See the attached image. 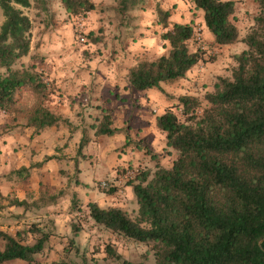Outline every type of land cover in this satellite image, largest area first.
<instances>
[{
	"label": "trees",
	"instance_id": "16d2710c",
	"mask_svg": "<svg viewBox=\"0 0 264 264\" xmlns=\"http://www.w3.org/2000/svg\"><path fill=\"white\" fill-rule=\"evenodd\" d=\"M114 1L122 17L146 3ZM254 1L258 12L240 38L234 0H192L203 12L215 44L241 41L245 47L233 54L231 74L219 75L202 98L180 95L157 115L156 126L176 155L169 166L156 161L153 170L135 169L127 180L137 204L135 216L118 206L87 203L86 221L147 245L153 264H264V0ZM53 2L70 17H83L96 9L94 0H0V113L15 121L22 119L36 134L69 123L50 106L56 89L48 72L25 61L32 45L33 20L24 9L33 8L50 21L56 13ZM170 17L169 9L156 4L154 22L163 29L161 38L168 50L128 68L126 88L130 92L163 91L162 82L185 77L203 60L202 52L189 46L194 26ZM87 36L95 39L91 33ZM90 117L86 128L96 138L124 131L125 146L133 143L129 133L113 126L106 107ZM89 138L87 134L81 137L78 153ZM146 152L156 158L150 150ZM54 158L46 155L42 164ZM99 186L108 195L120 189L111 181ZM11 203L28 206L18 198ZM71 213L80 215L74 195ZM72 230L77 235L80 228L76 225ZM50 235L36 222L15 232L0 230L4 242L0 264L15 259L33 262ZM103 252L113 260L121 259L110 243ZM139 264H147L146 253Z\"/></svg>",
	"mask_w": 264,
	"mask_h": 264
},
{
	"label": "rangeland",
	"instance_id": "374dc122",
	"mask_svg": "<svg viewBox=\"0 0 264 264\" xmlns=\"http://www.w3.org/2000/svg\"><path fill=\"white\" fill-rule=\"evenodd\" d=\"M234 1V21L241 38L258 8L254 0ZM94 2L96 9L83 17H70L53 2L51 7L56 13L50 21L33 8L24 9L33 20L32 45L25 61L48 72L56 89L50 106L69 123L36 134L24 126L22 119L15 121L0 113V158L5 163L3 166L0 160V188L8 190L0 192V230L15 232L36 222L51 234L46 248L33 262L15 259L3 264H139L145 253L147 264H153L147 245L86 221L87 203L118 206L135 216L137 204L127 180L135 169L153 170L156 161L169 166L176 155L156 126L157 115L180 95L202 98L213 89L219 75L231 74L233 54L245 47L241 41L215 44L204 24L203 12L194 7L192 0H146L144 6L123 17L117 15L114 0ZM156 4L170 10L172 21L194 26L195 36L189 46L192 51L200 50L203 60L185 77L162 82L163 91L130 92L126 88L128 68L168 50L161 38L163 29L154 22ZM2 21L0 9V24ZM101 107L109 109L113 126L129 133L132 144L125 146L124 131L96 138L86 128L92 121L90 116ZM84 134L90 138L78 153ZM2 141H9V150H3ZM46 155L57 158L42 164ZM106 181L118 185L119 191L103 193L99 184ZM73 195L80 203L77 216L71 213ZM15 198L26 200L27 208L13 205ZM76 225L80 230L74 235ZM107 243L114 246L121 259L106 256L103 248ZM3 244L0 239V248Z\"/></svg>",
	"mask_w": 264,
	"mask_h": 264
},
{
	"label": "crops",
	"instance_id": "0c3cea01",
	"mask_svg": "<svg viewBox=\"0 0 264 264\" xmlns=\"http://www.w3.org/2000/svg\"><path fill=\"white\" fill-rule=\"evenodd\" d=\"M49 129H50V128H49ZM41 133H42V132H41ZM1 143H2V148H3L4 151L10 149L9 141H8L7 143H4V142L2 141ZM3 154H4V152L1 154V156H2ZM0 160H1V158H0ZM1 161H2V165L5 166L4 160L2 159ZM5 185H6V183H5ZM0 192H2V193H8V190L6 189V187L2 186V187L0 188ZM0 229H3V228L0 227Z\"/></svg>",
	"mask_w": 264,
	"mask_h": 264
}]
</instances>
